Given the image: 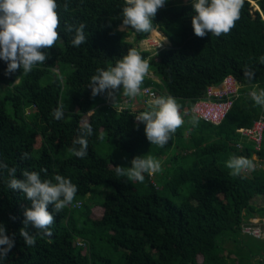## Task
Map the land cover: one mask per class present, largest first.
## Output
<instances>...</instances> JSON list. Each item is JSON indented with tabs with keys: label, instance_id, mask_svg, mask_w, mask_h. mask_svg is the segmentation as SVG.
Segmentation results:
<instances>
[{
	"label": "trees",
	"instance_id": "obj_1",
	"mask_svg": "<svg viewBox=\"0 0 264 264\" xmlns=\"http://www.w3.org/2000/svg\"><path fill=\"white\" fill-rule=\"evenodd\" d=\"M263 17L264 0H87L75 8L0 0V264H242L225 243H243L241 225L264 215V170L220 169L205 155L244 140L237 128L263 111L260 96L247 93L264 83ZM217 19L226 24H205ZM153 29L166 37H150ZM146 37L169 44L154 51ZM228 73L241 84L228 115L218 125L197 119L178 154L169 150L180 146L182 126L175 141L157 111L113 103L125 86L120 100L152 85L156 100L166 93L193 115L194 101ZM198 129L215 138L205 142ZM101 130L137 161L136 174L97 153ZM62 149L70 154L57 162ZM245 149L251 158L253 147ZM161 156L181 161L163 183L177 196L187 188L179 201L150 178L145 160ZM99 185L112 187L99 203L110 211L93 217L85 207L76 222L72 204Z\"/></svg>",
	"mask_w": 264,
	"mask_h": 264
},
{
	"label": "rangeland",
	"instance_id": "obj_2",
	"mask_svg": "<svg viewBox=\"0 0 264 264\" xmlns=\"http://www.w3.org/2000/svg\"><path fill=\"white\" fill-rule=\"evenodd\" d=\"M61 2L69 7V8H75V7H82L87 3V0H61ZM214 21V20H213ZM214 25V24H212ZM222 26V25H221ZM121 28H125L124 26H121ZM159 32L161 34H163L160 30ZM158 32V33H159ZM157 31H152L151 32V36L158 34ZM164 35V34H163ZM150 36V37H151ZM165 36V35H164ZM166 37V36H165ZM131 38V37H130ZM147 38V37H146ZM162 40V39H160ZM141 42V41H140ZM139 42V46L141 48H143L141 46ZM169 44L166 43V46ZM150 48L153 47L152 44L148 45ZM154 49L152 50H157L160 47H153ZM135 66H138L137 64H135ZM58 68L59 66H57L56 68H54V70L58 73ZM70 68H72V66L70 65H66V70L62 73L61 77L65 76L66 71H68ZM150 69V73L153 76H150L156 80H158L157 76L154 74V70L152 67H148L147 71ZM47 80V76H45L42 80V82L44 83ZM4 88V85H2ZM241 86V84H240ZM1 87V86H0ZM129 87H123L121 89H119L114 96V99H119L121 97V94L123 92H127ZM2 90V88H0V91ZM248 91V88H247ZM131 95V94H130ZM161 98H167L168 94L163 93L161 94ZM139 99H142V102L140 104V106H148L151 110L153 111H157L158 115H160V117L164 116L167 117V115L169 114L170 111H174L176 112L177 110H180V112H182V110L184 109V106L178 105V107H173L168 103H159L161 104V106H159L156 102L152 101V102H145L142 98L141 95H138ZM159 99V98H158ZM170 102L172 100H174L172 97H169ZM62 102H63V107L66 109L68 103H69V96L67 95L66 91L63 90L62 93ZM176 108V109H175ZM189 116H192L190 112H188ZM87 116H85V120H87ZM167 120H171V117H167ZM184 122L185 121H180L179 124L184 127ZM185 129L183 130L184 134H185ZM104 138L101 141L100 144H98L95 149L97 151L98 154L100 155H109L111 156L113 159H115L116 161L120 162L122 165H124L127 173L130 176H133L134 174L137 173V171L139 170L138 168V163L135 159H132L128 153H125L123 151H118L114 148V145L111 141V138H108L106 136V133L104 130H101ZM181 133V131L179 130V132L175 135V141H178L179 138L181 136H179ZM181 140L178 142L180 144V146H172L169 150V154L173 155V154H178V152L180 151L181 148H185L188 145V139L186 138V135L184 137L180 138ZM41 141L42 138L40 135L36 136L35 142H34V148H37L41 145ZM264 141V138H263ZM252 145V144H251ZM263 145V144H262ZM58 155L55 156L57 159V162H59L63 157L68 156L70 154V152L67 149H62L60 151H58L57 153ZM182 154V153H181ZM76 156L81 157V155L77 154ZM190 156L189 157V162H191L192 159V155H187ZM166 158H164L163 156L161 157H157L156 159L152 160V159H147L145 160L147 165L149 167H153V171H154V176H153V181L155 182L154 184L156 186H158L160 192L164 195H167L168 197L174 199L175 201H179L180 200V196H184L187 194L188 190L187 188L184 186L180 191H179V196L175 195L173 193V191L167 190V189H163V183L165 181H167V178L170 176L169 174L165 173V170H168V172L173 173L174 169H177L179 164L181 163L180 160L178 159H173L170 160L168 162V164L165 162ZM262 167L260 168L261 170H264V161L262 163ZM243 164H231L230 169L231 170H236L238 171H244L243 170ZM151 169V168H150ZM235 171V172H236ZM112 187L111 186H105V185H99L97 186L90 194H87L86 196L82 197V201L79 200L77 202H75L74 204H72L73 209V216H74V220L76 222H80L82 223V219H81V215H82V211L85 207H90L91 206V211H92V216L93 217H101L104 213L110 211L111 207L106 208L104 206H102L101 204H99L104 196H105V191L107 190H111ZM80 202V205L77 206L76 203ZM83 203V207H81ZM81 207V208H80ZM174 235H171L169 238V245H170V249L173 250L174 246ZM79 239H83L84 238H78ZM86 241V240H85ZM87 242V241H86ZM243 243H241L240 245L235 244V242L233 240H227L225 243V246H228L229 248H231V251L233 253H236L237 256H242L241 258L242 260V264H262L261 258L264 256V238H255L251 235H244V239L242 241ZM238 258V259H241ZM198 259L201 260L202 257L198 256ZM96 264H100V263H96Z\"/></svg>",
	"mask_w": 264,
	"mask_h": 264
},
{
	"label": "built area",
	"instance_id": "obj_3",
	"mask_svg": "<svg viewBox=\"0 0 264 264\" xmlns=\"http://www.w3.org/2000/svg\"><path fill=\"white\" fill-rule=\"evenodd\" d=\"M145 40L148 45L152 44L153 47L163 48L166 46L159 40L147 37L144 39V43ZM147 44L146 46L150 48ZM240 87L238 79L232 73H228L219 83L209 85L205 94L194 101L191 108L193 115L202 121L214 125L220 124L228 115L236 98L240 95ZM138 95H141L145 102H152L157 98V91L151 85L137 86L133 89L132 96L124 100V104H122L120 108L127 106V103L130 102L132 98H138ZM169 115L173 120L177 118L174 112H171ZM237 131L244 139L252 144V153L255 154V158H247L243 164V170H245L241 172L249 175L252 171L262 167V159L259 158L258 152L262 149L264 138V112L260 113L251 126L239 127ZM236 146L242 148V142H238ZM153 170V167L149 170L152 181L154 176ZM76 205L79 206L80 202L76 203ZM241 232L244 235L248 234L255 238H264V215L253 216L250 222L243 223L241 225ZM77 243L83 246L87 245V242L83 239H77Z\"/></svg>",
	"mask_w": 264,
	"mask_h": 264
},
{
	"label": "crops",
	"instance_id": "obj_4",
	"mask_svg": "<svg viewBox=\"0 0 264 264\" xmlns=\"http://www.w3.org/2000/svg\"><path fill=\"white\" fill-rule=\"evenodd\" d=\"M205 24H214V25H225L226 21L223 19H217L214 21H207V23ZM168 42V40H166ZM166 45V44H165ZM145 49V48H144ZM138 66H135V64L133 65V67H139V64H137ZM148 69V68H147ZM147 69L145 70V74L148 76H153L150 72V69L147 71ZM241 88V87H240ZM130 92L129 90L127 92H123L121 94V98L125 96L126 93ZM241 93V92H240ZM247 93L251 96H256V94L258 96H260L262 104H263V111L264 112V83L261 86H258L257 84L253 85V86H249ZM132 96V95H130ZM129 96V97H130ZM163 97V96H161ZM159 97V99L155 100L154 102H156L159 106H161V104L159 103H168L173 107H178V105L172 100L170 102L169 100V96L167 98H161ZM128 98V97H127ZM127 98H123L122 100H118V99H114L113 103L114 104H119V103H124V100H126ZM142 102V99L139 98H132V100L130 102L127 103L128 106H135L136 108L140 107V104ZM183 103L180 104V107ZM185 104V103H184ZM183 106V105H182ZM186 108V104L184 106V109L182 110V112H180V110H177L176 112L174 111H170L169 114L171 112H174L176 114V119L173 120L172 117L168 114L167 117H171V120H167V117L162 116L160 119V123L169 127H174L176 132H179L178 128H180L182 125L179 124L180 121H185L184 122V127L182 126L183 130L185 129V134L183 132V135H186V138L189 140L191 138V136L193 135V131H196L197 129L193 126L197 120V118L195 116H189L188 111L185 109ZM176 109V108H175ZM192 112V110H191ZM183 136V137H184ZM205 137V142H208L209 140H212L215 138V134L212 131H202L201 129H198V138L203 139ZM239 142H242V148H238L236 145H233L231 148L229 149H225V150H221V151H216L213 153H208L205 155V160L207 162L208 165H218V167L220 169H227L230 171L235 172L236 170H231L230 166L231 164H244L245 160H246V154L244 151H246L245 146H248L249 148L252 147L251 143L249 141H247L246 139L244 140H240ZM245 145V146H244ZM262 147L264 148V141H263V145ZM186 153H188V155H192L195 152V149L192 148H188L185 151ZM164 157V156H163ZM251 159L255 158V154H251ZM166 158V157H164ZM260 159H262V163L264 161V156L259 157ZM263 165V164H262ZM237 172V171H236ZM254 216H258V215H254ZM242 234V238L244 239V234L241 232Z\"/></svg>",
	"mask_w": 264,
	"mask_h": 264
},
{
	"label": "clouds",
	"instance_id": "obj_5",
	"mask_svg": "<svg viewBox=\"0 0 264 264\" xmlns=\"http://www.w3.org/2000/svg\"><path fill=\"white\" fill-rule=\"evenodd\" d=\"M152 31H157V32H159V30L158 29H153ZM160 33V32H159ZM150 36H151V34H150ZM166 47V46H165ZM164 48V47H163Z\"/></svg>",
	"mask_w": 264,
	"mask_h": 264
},
{
	"label": "bare ground",
	"instance_id": "obj_6",
	"mask_svg": "<svg viewBox=\"0 0 264 264\" xmlns=\"http://www.w3.org/2000/svg\"><path fill=\"white\" fill-rule=\"evenodd\" d=\"M144 49V48H143ZM152 86V85H151ZM153 87V86H152ZM154 88V87H153ZM155 89V88H154ZM83 246V245H82ZM87 246V245H86Z\"/></svg>",
	"mask_w": 264,
	"mask_h": 264
}]
</instances>
